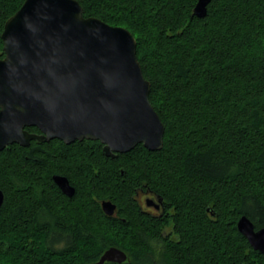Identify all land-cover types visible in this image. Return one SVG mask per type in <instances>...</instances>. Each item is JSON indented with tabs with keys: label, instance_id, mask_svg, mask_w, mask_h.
I'll list each match as a JSON object with an SVG mask.
<instances>
[{
	"label": "trees",
	"instance_id": "trees-1",
	"mask_svg": "<svg viewBox=\"0 0 264 264\" xmlns=\"http://www.w3.org/2000/svg\"><path fill=\"white\" fill-rule=\"evenodd\" d=\"M77 1L134 36L163 146L114 158L92 140L6 146L0 264H89L109 247L127 259L104 264H264L236 228L242 215L264 228V0H211L201 18L197 0ZM23 2L0 0V57ZM147 194L163 213L142 207Z\"/></svg>",
	"mask_w": 264,
	"mask_h": 264
},
{
	"label": "water",
	"instance_id": "water-1",
	"mask_svg": "<svg viewBox=\"0 0 264 264\" xmlns=\"http://www.w3.org/2000/svg\"><path fill=\"white\" fill-rule=\"evenodd\" d=\"M210 1L197 0L192 15L205 16ZM1 40L0 151L53 139L66 145L99 141L111 158L138 144L162 148L165 128L149 101L150 83L127 29L83 16L77 0H24L5 21ZM52 179L63 194L73 195L65 176ZM3 200L0 190V207ZM101 208L112 216L116 206L103 200ZM236 228L264 255V228L256 229L245 215ZM126 259L124 251L109 247L89 264Z\"/></svg>",
	"mask_w": 264,
	"mask_h": 264
},
{
	"label": "flooded vegetation",
	"instance_id": "flooded-vegetation-1",
	"mask_svg": "<svg viewBox=\"0 0 264 264\" xmlns=\"http://www.w3.org/2000/svg\"><path fill=\"white\" fill-rule=\"evenodd\" d=\"M140 200H142V207L145 208L147 212L163 213L164 210L161 200L159 202V199H156L155 196L147 194L143 196V198L141 197Z\"/></svg>",
	"mask_w": 264,
	"mask_h": 264
}]
</instances>
